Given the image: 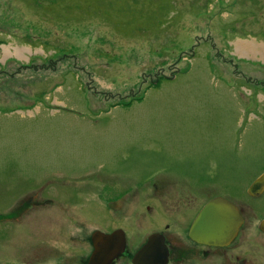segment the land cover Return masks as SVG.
Wrapping results in <instances>:
<instances>
[{
	"label": "rangeland",
	"instance_id": "rangeland-1",
	"mask_svg": "<svg viewBox=\"0 0 264 264\" xmlns=\"http://www.w3.org/2000/svg\"><path fill=\"white\" fill-rule=\"evenodd\" d=\"M256 182L264 0H0V235L106 231L155 194L238 202L247 228Z\"/></svg>",
	"mask_w": 264,
	"mask_h": 264
},
{
	"label": "flooded vegetation",
	"instance_id": "flooded-vegetation-1",
	"mask_svg": "<svg viewBox=\"0 0 264 264\" xmlns=\"http://www.w3.org/2000/svg\"><path fill=\"white\" fill-rule=\"evenodd\" d=\"M191 190L181 189L177 194H187L185 198L194 200L197 195H202V192ZM43 196L52 199V192L43 191ZM262 196L263 190L250 195L258 201ZM215 198L218 197H209L203 203L193 200L166 203L155 194L152 199L142 202L115 201L109 211L116 222L112 220L106 231L97 229L90 234L80 226L76 234L66 238L62 232L46 239L34 237L36 235L26 238L25 235L1 234L0 264H91L94 256L93 264H264V232L260 227L264 215L260 202L239 200L245 202L255 216L246 228L245 209L238 202L226 199L237 206L244 218L231 243L211 245L191 239L189 233L194 220ZM32 203L31 200L23 203L19 214L31 209ZM96 232L117 233V240L124 242L123 248L118 250L114 246L110 251H96L92 241Z\"/></svg>",
	"mask_w": 264,
	"mask_h": 264
},
{
	"label": "water",
	"instance_id": "water-1",
	"mask_svg": "<svg viewBox=\"0 0 264 264\" xmlns=\"http://www.w3.org/2000/svg\"><path fill=\"white\" fill-rule=\"evenodd\" d=\"M260 182H256L252 187V193L257 191ZM244 223V218L241 215L237 206L224 198H215L211 200L201 210L199 215L194 220L191 229L190 237L193 241L211 245H227L231 243L241 226ZM261 230L264 232V223L261 224ZM118 234L106 235L101 232L94 233L92 241L97 250H113L122 249L123 241H118ZM118 242L117 244H115ZM115 244V245H114ZM92 258L91 264H93Z\"/></svg>",
	"mask_w": 264,
	"mask_h": 264
},
{
	"label": "bare ground",
	"instance_id": "bare-ground-1",
	"mask_svg": "<svg viewBox=\"0 0 264 264\" xmlns=\"http://www.w3.org/2000/svg\"><path fill=\"white\" fill-rule=\"evenodd\" d=\"M239 51L243 54V53H247V54H253L254 52L258 51V47H252L249 46L248 44H242V46L239 48ZM20 53V51H18Z\"/></svg>",
	"mask_w": 264,
	"mask_h": 264
},
{
	"label": "trees",
	"instance_id": "trees-1",
	"mask_svg": "<svg viewBox=\"0 0 264 264\" xmlns=\"http://www.w3.org/2000/svg\"><path fill=\"white\" fill-rule=\"evenodd\" d=\"M159 83H160V82H158L157 85H158ZM134 100H135V99H134ZM132 104H133V103L130 102V103H128L127 105H125V107H130Z\"/></svg>",
	"mask_w": 264,
	"mask_h": 264
}]
</instances>
